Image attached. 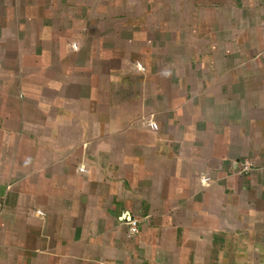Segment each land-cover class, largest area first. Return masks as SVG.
I'll return each instance as SVG.
<instances>
[{
  "label": "crops",
  "instance_id": "0c3cea01",
  "mask_svg": "<svg viewBox=\"0 0 264 264\" xmlns=\"http://www.w3.org/2000/svg\"><path fill=\"white\" fill-rule=\"evenodd\" d=\"M0 264H264V0H0Z\"/></svg>",
  "mask_w": 264,
  "mask_h": 264
},
{
  "label": "built area",
  "instance_id": "2783aa9c",
  "mask_svg": "<svg viewBox=\"0 0 264 264\" xmlns=\"http://www.w3.org/2000/svg\"><path fill=\"white\" fill-rule=\"evenodd\" d=\"M143 123L149 125V126H153V121L151 119H148V118H144L142 119ZM247 167V164L243 163L242 165V169H246ZM137 219L135 218H131V217H128L126 220H125V224H126V234L127 235H132L134 233H136L137 231Z\"/></svg>",
  "mask_w": 264,
  "mask_h": 264
}]
</instances>
